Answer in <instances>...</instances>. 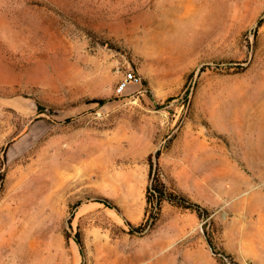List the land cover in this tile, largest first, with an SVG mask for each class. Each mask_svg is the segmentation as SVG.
Returning a JSON list of instances; mask_svg holds the SVG:
<instances>
[{
  "label": "rangeland",
  "instance_id": "obj_1",
  "mask_svg": "<svg viewBox=\"0 0 264 264\" xmlns=\"http://www.w3.org/2000/svg\"><path fill=\"white\" fill-rule=\"evenodd\" d=\"M256 74L264 0H0V264H264V146L248 154L261 129L243 123ZM158 151L199 208L164 201L133 232ZM70 160L90 171L61 191Z\"/></svg>",
  "mask_w": 264,
  "mask_h": 264
},
{
  "label": "bare ground",
  "instance_id": "obj_2",
  "mask_svg": "<svg viewBox=\"0 0 264 264\" xmlns=\"http://www.w3.org/2000/svg\"><path fill=\"white\" fill-rule=\"evenodd\" d=\"M251 84H252V88L250 89V91L252 92L253 96H257L255 103L259 104V105H257V107H255L254 111L251 112L249 115L245 114V116H249L250 119L247 122L246 119H245L246 117H244L243 123H244V125H247V126H254V125L258 124V126L260 127L261 130H260L259 136H257L255 139H252V142H250L249 145L247 146L248 151H249V153H248L249 155H251L253 157L254 156L260 157L262 155V153H263V146H264V134L262 133L264 131V129H263V127H264V79L261 77L260 74H256L251 79ZM89 171L90 170L88 169L87 166L83 168V163L80 164L76 160H70V161L61 163V165L59 166V170H58V173L61 176L60 177L61 178V185L58 187L59 190H61V191L62 190L71 191V190H73L75 188H78L81 184H83L84 182L87 181V179L84 178V176L86 174H88ZM12 218H13V216L8 215L5 212V210H0V249H2L1 248L2 237L6 234L3 230L7 229L6 226L8 224V220L9 219L12 220ZM157 241H159V240H157ZM157 246H158V244L156 245V247ZM255 246H256V244H255ZM2 247H3V245H2ZM140 249H138V250H140ZM159 249H161V248H159ZM150 252H149V254H150ZM144 254H146V253H144ZM136 256H137V254H136ZM142 257L143 256H140L139 258L141 259ZM168 257H169V255H168ZM170 258H172V257H170ZM187 260L191 264H202V262H201L202 260L200 259V257L198 255H196L195 257L191 256ZM167 263L169 264L168 261H167ZM127 264H128V262H127ZM180 264H181V262H180Z\"/></svg>",
  "mask_w": 264,
  "mask_h": 264
},
{
  "label": "trees",
  "instance_id": "obj_3",
  "mask_svg": "<svg viewBox=\"0 0 264 264\" xmlns=\"http://www.w3.org/2000/svg\"><path fill=\"white\" fill-rule=\"evenodd\" d=\"M262 20H260L259 25H261ZM89 103H97L99 105H104L106 103L105 99H93ZM161 152L158 151L156 154H151L149 157V165H150V178L152 187L148 189L147 196V204H148V212L149 216L146 219L145 223L140 226L134 227L132 224L131 231L137 233H144L147 229L151 228L155 222L158 220L162 205L164 201H169L171 203H175L180 207L198 210L199 205L189 201L187 198L177 195L174 192H170L165 184L162 182V179L159 175V172L156 169L155 160L159 158ZM108 204V202H106ZM109 205V204H108ZM197 207V208H196ZM76 241L79 245L80 252L84 256L85 255V243L80 235L76 236ZM208 243L210 247L214 250V242L211 238H208ZM82 264H86L83 262Z\"/></svg>",
  "mask_w": 264,
  "mask_h": 264
},
{
  "label": "built area",
  "instance_id": "obj_4",
  "mask_svg": "<svg viewBox=\"0 0 264 264\" xmlns=\"http://www.w3.org/2000/svg\"><path fill=\"white\" fill-rule=\"evenodd\" d=\"M139 81H140V78L135 73L128 72L126 74L124 80L119 85L118 92L122 93L123 91H125L127 89L129 84H131L133 82H139Z\"/></svg>",
  "mask_w": 264,
  "mask_h": 264
}]
</instances>
